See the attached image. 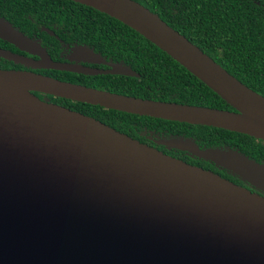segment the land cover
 I'll use <instances>...</instances> for the list:
<instances>
[{"label":"water","instance_id":"1","mask_svg":"<svg viewBox=\"0 0 264 264\" xmlns=\"http://www.w3.org/2000/svg\"><path fill=\"white\" fill-rule=\"evenodd\" d=\"M120 20L233 109L120 94L0 67V264H264V195L35 92L264 141V96L137 0H73ZM54 34L49 28H45ZM0 57L32 68L139 75L80 44L55 60L0 16ZM104 63L108 69L78 62ZM264 191V163L191 138L158 141Z\"/></svg>","mask_w":264,"mask_h":264},{"label":"trees","instance_id":"2","mask_svg":"<svg viewBox=\"0 0 264 264\" xmlns=\"http://www.w3.org/2000/svg\"><path fill=\"white\" fill-rule=\"evenodd\" d=\"M137 1L264 96V0ZM0 16L39 40L54 59H64L74 46L83 44L108 60L134 69L139 75H89L56 69H44L41 71L44 74L120 94L233 109L207 84L138 31L92 6L73 0H0ZM0 46L21 52L2 38ZM13 65L12 60L0 57V67ZM47 97L150 146L154 139L191 138L202 148L233 149L264 163V141L248 134L119 111L50 94ZM161 147L191 164L215 171L237 183H247L228 169L189 151Z\"/></svg>","mask_w":264,"mask_h":264},{"label":"flooded vegetation","instance_id":"3","mask_svg":"<svg viewBox=\"0 0 264 264\" xmlns=\"http://www.w3.org/2000/svg\"><path fill=\"white\" fill-rule=\"evenodd\" d=\"M1 47V46H0ZM3 48H6V47H3ZM6 49H10V48H6ZM10 50H12V49H10ZM12 51H15V52H18V53H21V54H24V55H28V56H31V57H34V58H38V56H36V55H32V54H30V53H27V52H25V51H22V50H20L21 52H19V51H16V50H12ZM70 52H71V50H70ZM70 52H68V53H66L65 54V57H64V59H62V60H60V61H67V55L70 53ZM100 54V53H99ZM101 55V54H100ZM52 56V55H51ZM104 57V56H103ZM107 61H109V62H114V61H111V60H108L106 57H104ZM54 59V58H53ZM55 60H58V59H55ZM14 62V61H13ZM78 63H80V64H84V65H87V66H91V67H97V68H102V69H108V68H110V66L109 65H107V64H104V63H98V62H89V61H81V62H78ZM1 68H7V67H1ZM9 68H15V69H26V70H33V71H36V72H40V73H43V72H41L42 70H46V68H32V67H28V66H26V65H24V64H21V63H16V62H14V65L13 66H11V67H9ZM44 74V73H43ZM106 74H111V73H106ZM36 93V92H35ZM41 92H39V94H37L38 96H40L42 99H46V100H48V101H50L49 100V98L47 97V95H45L44 93H42V94H40ZM165 139H168V138H165ZM159 140H162V139H154V141H153V145L152 146H154V147H156V148H158L159 150H162L163 148L161 147V146H165V145H163L162 143H159L158 141ZM159 145V147H157V145ZM166 147H168V146H166ZM168 148H170V147H168ZM172 149H176V148H172ZM180 150V149H179ZM163 152H165L164 150H162ZM165 153H167V152H165ZM167 154H169V153H167ZM169 155H171V154H169ZM173 156V155H172ZM174 157H176V156H174ZM233 181V180H232ZM240 184V183H239ZM241 185H243V184H241ZM243 186H246V187H248L250 190H252V191H256V192H258V193H260L261 195H264V191H261V190H258L257 188H255L254 186H252V185H250V184H248V183H245Z\"/></svg>","mask_w":264,"mask_h":264}]
</instances>
